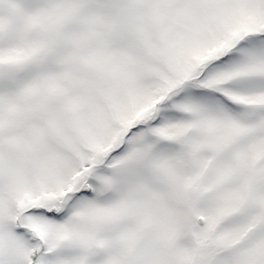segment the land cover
<instances>
[{
  "label": "snow or ice",
  "instance_id": "6c2138e0",
  "mask_svg": "<svg viewBox=\"0 0 264 264\" xmlns=\"http://www.w3.org/2000/svg\"><path fill=\"white\" fill-rule=\"evenodd\" d=\"M0 264H264V0H0Z\"/></svg>",
  "mask_w": 264,
  "mask_h": 264
}]
</instances>
